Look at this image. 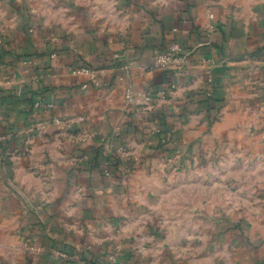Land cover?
<instances>
[{"label":"crops","instance_id":"0c3cea01","mask_svg":"<svg viewBox=\"0 0 264 264\" xmlns=\"http://www.w3.org/2000/svg\"><path fill=\"white\" fill-rule=\"evenodd\" d=\"M110 254L264 264V0H0V264Z\"/></svg>","mask_w":264,"mask_h":264},{"label":"built area","instance_id":"2783aa9c","mask_svg":"<svg viewBox=\"0 0 264 264\" xmlns=\"http://www.w3.org/2000/svg\"><path fill=\"white\" fill-rule=\"evenodd\" d=\"M214 15L211 13L210 18H213ZM212 28V27H211ZM56 39V36L53 35ZM188 62V54L183 53L182 46L178 42H171L168 46L159 52L156 56L154 63L149 67L151 68H168L171 65H177L179 68H182L185 63ZM83 71H89L88 69H83ZM98 83V82H97ZM126 99L129 103L136 105L144 104L150 100V97L142 99L139 96H136L131 89L126 91ZM117 259L115 254L109 255V264H116Z\"/></svg>","mask_w":264,"mask_h":264},{"label":"rangeland","instance_id":"374dc122","mask_svg":"<svg viewBox=\"0 0 264 264\" xmlns=\"http://www.w3.org/2000/svg\"><path fill=\"white\" fill-rule=\"evenodd\" d=\"M235 168L230 166V169L232 171H231L230 177H229V179H230L231 182H230V187L228 188V192H229V189H230V191L232 193V196H231L230 204L228 205L229 206L228 210H233V213H230V212H228V213H230L232 215V218H233L232 221L238 222V220H239V217L238 216L242 215L243 213L237 212V209L238 208H242V211H243V208H245V210H247L250 207L251 204H248L246 202H243V195H241V197H242L241 198V202L240 201L239 202H236L235 196H237L239 194H243L244 191L247 193V189H246L245 186H243V180L246 177L245 176V173L243 172V170H240L239 171V170H237ZM201 191H203V190H201ZM237 191H240L241 193H238ZM215 192H216L217 195H219L220 193H222L221 192V189H216ZM223 210H224V208H223V204H222V209H221L222 214L224 213ZM245 221L250 222L249 219H247V220L245 219ZM243 223H245V222H243ZM200 237L201 238L202 237L203 238H208L210 236L203 235V236H200Z\"/></svg>","mask_w":264,"mask_h":264},{"label":"trees","instance_id":"16d2710c","mask_svg":"<svg viewBox=\"0 0 264 264\" xmlns=\"http://www.w3.org/2000/svg\"><path fill=\"white\" fill-rule=\"evenodd\" d=\"M173 136L174 134H171L170 132V128L167 127V126H162V128L160 129V131L156 134L154 140L155 142L158 144L157 145V149L160 150V151H172L173 149L172 148H169V147H165V145L168 143V142H172V139H173ZM165 138L166 141H168L167 143H164V144H161V140ZM175 139H177L175 137Z\"/></svg>","mask_w":264,"mask_h":264}]
</instances>
